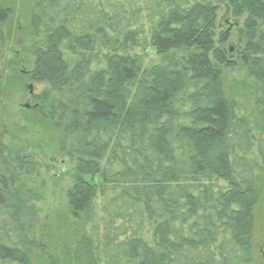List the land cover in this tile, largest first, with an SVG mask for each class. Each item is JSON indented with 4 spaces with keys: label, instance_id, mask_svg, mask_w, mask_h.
Returning <instances> with one entry per match:
<instances>
[{
    "label": "trees",
    "instance_id": "trees-1",
    "mask_svg": "<svg viewBox=\"0 0 264 264\" xmlns=\"http://www.w3.org/2000/svg\"><path fill=\"white\" fill-rule=\"evenodd\" d=\"M1 63L0 104L45 86L25 121L72 185L66 233L30 238L37 163L0 147V264H260L264 0H0Z\"/></svg>",
    "mask_w": 264,
    "mask_h": 264
},
{
    "label": "rangeland",
    "instance_id": "rangeland-1",
    "mask_svg": "<svg viewBox=\"0 0 264 264\" xmlns=\"http://www.w3.org/2000/svg\"><path fill=\"white\" fill-rule=\"evenodd\" d=\"M23 7L21 6L19 8L22 10ZM219 20L224 23L225 29L232 30L240 25V21L229 17L227 9H223L220 12ZM10 47L13 46H8L4 57L6 61L11 57ZM148 53L150 54V58H148L147 62L157 60L152 50H148ZM5 73L3 63H1L0 77L1 75H5ZM238 77V75H232L230 82H233ZM44 89V85L35 84L26 80L23 88L20 86H10L8 97L0 104V147L4 145V147H9L17 153L21 151V148H24V155L32 158L33 165L34 162L37 163L35 168L32 166V169H35L34 175L30 178V181L32 179L35 180L31 182L33 184L32 186H37L36 190L44 186V190L41 193L43 194L42 202L40 204L34 201L32 202L37 208L36 215L31 219L30 224L33 227L36 226V231L34 232L36 234L33 232V234L29 233L30 238H36L34 237L35 235L39 236L40 231H42V235L46 238L51 233L52 237L57 234L63 236L68 229L66 221L68 220L69 210L66 192L72 185L69 174L70 164L67 159L55 152L53 144L51 145L43 140L44 137L34 124L25 121L30 115L28 116L24 111L29 110L35 105L34 97ZM237 93L241 113L249 118H254L253 104L244 91L239 89V86L237 87ZM254 135L256 156L261 161V167L264 173V129H254ZM41 139L43 140L42 144ZM26 150L27 152L25 153ZM38 169L39 174H37ZM50 225H53V229H49ZM44 231L48 233V236ZM259 234L261 237H264V220L261 222ZM40 244V247L46 245L44 241ZM262 249L257 255L260 264H264V247Z\"/></svg>",
    "mask_w": 264,
    "mask_h": 264
}]
</instances>
